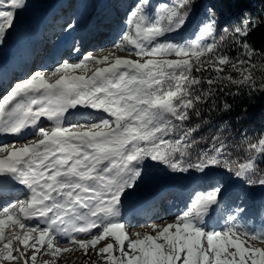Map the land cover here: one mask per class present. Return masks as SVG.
<instances>
[{
	"label": "snow or ice",
	"instance_id": "obj_1",
	"mask_svg": "<svg viewBox=\"0 0 264 264\" xmlns=\"http://www.w3.org/2000/svg\"><path fill=\"white\" fill-rule=\"evenodd\" d=\"M191 5L192 0H177L153 9L151 0H138L129 13L121 41L113 47L123 50L127 42L134 46L136 56L152 57L145 62L111 54L85 55L80 62L58 65L53 75L60 74V78L54 82L35 71L0 99V133L20 134L35 127L41 117L54 122L50 130L38 129L42 137L38 140L18 149L0 147V153H7L0 157V184L10 177L30 192L28 199L0 211V243L6 239L4 228L9 222L26 230L3 243L0 264L22 258L23 264H37L41 249L51 250L54 256L70 251L53 247L57 234L68 236L69 242L86 255L100 241L112 237L115 245L108 243L99 249L106 264H264V248L245 247L240 239L244 235L252 240L264 236L238 232L241 225L235 223V215L229 218L234 223L225 230L208 229L205 218L210 221L211 214L220 208L222 185L198 194L173 222L152 225L155 235L141 238L136 233L137 238L130 239L119 220L121 197L135 187L145 160L179 172L194 168L203 173L221 163L227 166L228 161L220 158L225 155L223 143L210 147L208 151L214 155L205 151L195 163L185 162L187 150L197 143L192 138L196 129L186 128L185 122L192 115L200 116L197 105L215 104L216 92L224 91L218 86L225 81L256 89L250 71L254 64L217 51L214 9L208 10V19L193 42H169L170 34L186 27ZM25 6L26 0H0V44L13 27L17 11ZM250 30L244 23L235 33L242 38ZM241 46L250 57L249 45L242 42ZM169 56L177 59H163ZM90 63L108 66L97 67L91 76L72 74L87 71ZM229 64L231 72L240 78L222 74V66ZM206 66H211L215 75H193V69L208 72ZM78 108L102 110L110 118L101 116L99 122L65 125L72 115L69 110ZM251 147L264 154V139ZM254 167L251 160L241 163L235 175L245 177ZM259 183L264 185V179ZM34 217L41 218L46 227H29L23 222ZM93 229H100L99 234H93ZM78 234L91 238L78 239ZM14 241L35 252L25 257L24 251L13 247Z\"/></svg>",
	"mask_w": 264,
	"mask_h": 264
},
{
	"label": "trees",
	"instance_id": "obj_2",
	"mask_svg": "<svg viewBox=\"0 0 264 264\" xmlns=\"http://www.w3.org/2000/svg\"><path fill=\"white\" fill-rule=\"evenodd\" d=\"M52 0H26V6L18 10L23 14V10L39 4L40 6ZM119 1V0H118ZM121 5L127 8V16L135 7L138 0H120ZM177 0H151L153 9L160 3L175 4ZM7 7V5H6ZM214 9L216 33V49L222 54H227L233 59H246L255 65L251 68V74L256 82V89H250L247 85L236 86L228 84L226 81L218 87H224V91H217L211 102L199 104L200 116L192 115L191 119L185 122L186 128H195L192 138L197 141L187 150L185 156L186 163H195L197 158L215 143L219 146L225 145L223 151L225 155L224 163L199 172L194 168H189L186 174H212L214 179L208 183L198 184L199 192H207L216 185L223 187L231 183L241 189L243 197L248 198V192L262 191L264 185L259 180L264 179V154L252 145H258L264 139V0H192L190 15L186 27L179 32L181 37L170 38L169 42L184 43L193 42L196 39L201 25L208 19V10ZM248 23L251 29L246 37H238L235 33L237 27ZM211 42V41H208ZM246 42L252 55L249 57L245 49L241 46ZM159 59V57H158ZM163 59H177L175 56L163 57ZM197 72L193 69L194 76L210 77L215 75L211 71ZM224 73H230L234 78H240L236 72H231V65H223ZM225 85H227L225 87ZM229 107L225 109L224 105ZM191 115V114H190ZM218 137V139H215ZM208 151V155H214ZM252 161L255 167L246 174L245 177H237L235 172L239 170L241 163ZM145 163V161H144ZM157 169L169 170L164 164L158 163Z\"/></svg>",
	"mask_w": 264,
	"mask_h": 264
},
{
	"label": "rangeland",
	"instance_id": "obj_3",
	"mask_svg": "<svg viewBox=\"0 0 264 264\" xmlns=\"http://www.w3.org/2000/svg\"><path fill=\"white\" fill-rule=\"evenodd\" d=\"M63 1H68L70 3H73V9H72L71 14L77 18L76 20H74L75 22H77L79 20H81L82 22H85V21L92 20V15H94L98 12L104 11L105 8L110 7L113 0H63ZM61 2H62V0H53L51 3H45L41 6L39 4L34 5V6H29V8L23 10V14L20 13V11H17L16 17L14 20V24H13L14 27L11 28L12 30L9 29V31H12L11 33H14V32L17 33L16 28H18V27L17 26L15 27V25H21L19 27H22L25 30V31L21 30V32H29L28 29H33L34 27L37 28L38 27V21H40L42 17L47 15L46 19L39 26V30H40V32H42L44 26L49 23L48 20L50 18H53L55 15V12H53V9L55 7L57 8V6ZM93 3H95V6L92 8L91 4H93ZM125 8H126L125 5H121L122 10ZM69 10H70V7H69ZM122 10H120V12H118L117 10H114V11L110 10L111 14L114 15V18H112V21H110L109 23L106 24L105 28H107V30H103V29H101V31L99 30V32H101L102 35H108L107 38L102 36L103 39L101 42H99V47H97L95 49H93L91 47L89 48V46L88 47L85 46L84 41H81V40L76 41L77 40L76 38L80 34H82L83 32L80 30H76V26L73 25L72 28L75 29L74 30L75 32L73 31L74 35L70 34L69 35L70 37L69 36H63L66 40H68V45H67L68 49L66 50L67 51L66 55H62V56L57 55L56 61H52L51 59H49L47 61H44V63L42 62L44 64L43 67L44 66H58V65L62 64L63 62L67 61L65 56H70V58H72L70 61H67L69 63L80 62V60L85 55L90 54L92 56H95L96 55L95 50L100 48L101 46L102 47H107V46L110 47L107 50H105L104 52L108 53V55L111 54V57L119 56V57L131 59V60H138L139 59L140 62H145L146 60L151 59L152 57L145 56V57L141 58V57L136 56L134 46L128 45L127 42H124L125 46H124L123 50L113 47L114 44L121 41L122 33L125 31L126 22L128 20L127 12L122 11ZM74 21H73V23H74ZM69 22H71L70 16H69V19L67 20V23H69ZM67 23L62 22V23H60V25L62 27H67ZM56 27L57 26H55V28ZM68 31H69V28L63 34H66ZM58 34H60V33H58ZM56 37H59V36H56ZM56 37H54V38H56ZM170 37H173L175 39V38L181 37V36L179 33H172V34H170ZM6 38L7 37H5V39ZM10 40L12 41L11 38H10ZM51 40H57V39H51ZM44 42H45V39H44ZM6 44L7 43H5L4 46H6ZM7 45L10 46L9 44H7ZM79 47H80V49H79ZM82 48L85 49V50L83 49V51L85 53H83V51H81ZM6 51H7L6 53H8V54H6V55L4 54V55H5V57L6 56L7 57L5 59L0 58L1 63L4 62L5 60H7L8 56L10 54L9 48ZM70 52H72L73 55ZM76 52H80V53L76 54ZM49 57L53 58V55L50 54ZM36 59H37V57H36ZM40 62H41V60H40ZM28 65H29V63H27L24 66L27 68ZM98 65L102 66V67L108 66L107 64L101 65V64H96V63H90L88 66V70L87 71H81L80 70L79 74L84 75V76L87 74H90L91 72H93V70ZM24 66H22L18 69L12 68V71H14V73L20 72L22 69H25ZM34 70L31 71V74L34 73ZM58 75H60V74H56V77ZM11 76L13 77L14 75L12 74ZM11 76H10V78L6 79V82L7 83L10 82L13 86L15 84V83L13 84V81L15 78L14 77L12 78ZM88 110L91 113L90 116L87 119L82 120V121H85L84 123H87L88 121L94 119L95 122H97L95 117H94V112H96L97 110H90V109H88ZM103 114H105V113H103ZM101 116H103V115L101 114L100 117ZM105 118H110V117H107V114H105ZM94 120H93V122H94ZM76 122H79V120H77L73 123H76ZM38 124H40V126H41L44 123L38 122ZM38 128L34 127V129L37 133H39ZM157 168H158V163L152 162L150 160H145V163L142 166L141 177L137 180L135 187L132 189L126 190L124 195H122V197H121V210L122 211H123V209H122L123 206L125 207L126 205L130 204L132 201H136L143 196H148V195L149 196L150 195L155 196L156 195V196L161 197V199L163 201L164 200L165 201L170 200L169 193L173 192V189L177 188V187H182V188L186 187L187 189H190L192 194H193V202L195 200V197L198 194L206 193L204 191H202L201 193L198 192L197 188L194 185L195 177H188L189 174L179 172V171H173L170 168H169V170L157 169ZM212 179H214V176L210 175L208 178V181L212 180ZM205 181H207V180H205ZM167 187H169V188H167ZM235 187L236 186L227 187V188H224L222 190V197H223L222 201L225 205L224 206L225 208H224V210L222 209V212L220 209L217 211V214L220 216V220L218 222L219 224H216V223H214L213 225L207 224L208 229L209 230L215 229V230H220V231L225 230L226 228L224 229L223 228L224 226L229 227V226H231L232 223H234V221L230 220L229 218L231 216L235 215L237 217V221H235V223H239V225H241V228L237 230L238 232L247 231L248 233L257 234V236L260 237V234H264V228L260 227V225H263V224L260 222V220L258 218L260 215L261 216H262V214L264 215V209H261V207H262L261 198L258 195L253 196V198L251 199L252 205H251L250 210H244V208L242 209L241 205L247 206V204H248L245 198H241V202H240L241 205H239L238 208L234 207L232 205V203L239 201V198L237 199L238 195H237V190ZM169 189L171 191L167 192L168 194L167 193L164 194V192L168 191ZM237 189H238V186H237ZM257 193L264 197V194L262 191H259ZM252 194L253 193L248 192V197L250 198L252 196ZM12 201H14V198H12ZM254 201H256L255 205H254ZM146 203L139 205L136 209L137 210H143L146 207L154 206L156 204V202L153 199H150ZM190 205L186 204V203H182L180 206V210L189 209ZM228 205H231L233 207V209H234L233 212H231V213L227 212ZM263 207H264V199H263ZM137 210H135L134 213H136L138 215H142V214H139V212ZM122 211H121V216L119 218L120 221L125 218L124 216L126 215L127 211H129V210H127L125 212H122ZM162 213H164V212H162ZM240 214H241V216H239ZM156 215H155V217H151V218L150 217H138L137 216V218L135 220H139L140 223L151 221V222L158 224L160 226H166L167 224L165 222H168V221L163 219V216H167V217L174 216L173 213H164V215H161V213H159ZM176 218L177 217H171V221H174ZM127 220H129V217L127 218ZM123 223H125V222H123ZM255 223L257 224L258 228L256 227ZM125 229L126 228H124V231L129 236L130 239H136L137 238V236L135 235L136 233H140L141 238L145 234H149V233L153 234V235L156 234L155 232L153 233L152 231L142 232L141 230H137L139 228H135L133 230L134 234H130ZM99 232H100V229H93L92 230L93 234H99ZM89 236H91V235H89ZM240 239L244 242L245 247L264 248L263 246H261V245H264L263 239L257 238L256 240H252L250 238V236H248V235L241 236ZM4 241H3V243H6V239ZM108 243H113L115 245L114 239L112 237H108V238L100 241L96 245V248L94 250L90 248L88 250L87 255L85 254V251L83 249H77L75 246H70V247H68L70 249V251L64 252V256H65L66 261H67L66 264H106L104 256L99 254V249L102 247H105ZM0 245H1V243H0ZM126 245H127V242H126ZM20 248L21 247H17L16 249H19L21 251ZM28 248H30V247H28ZM230 251H235V249H230ZM14 252H13V254H14ZM30 252H32V251L30 250ZM25 257H27L26 253H25ZM52 257L54 259H57L58 255H55V256L52 255ZM83 258H84V261L81 262ZM11 264H23V258L19 261H12ZM37 264H50V263H49L48 259H46V260H41V261L37 260Z\"/></svg>",
	"mask_w": 264,
	"mask_h": 264
},
{
	"label": "bare ground",
	"instance_id": "obj_4",
	"mask_svg": "<svg viewBox=\"0 0 264 264\" xmlns=\"http://www.w3.org/2000/svg\"><path fill=\"white\" fill-rule=\"evenodd\" d=\"M55 9H56V7L53 10H55ZM46 17H47V15L44 16V17H42L41 20L38 21V27L37 28L34 27L33 29H28L29 32H26V33L27 34H30V35L27 36V37H25V38H22L20 44H16V43L10 44L11 46H9V47H10V50H11L12 54H10V56H8L7 60H5L2 63L0 62L1 63L0 64V79H8V78H10V76L12 75V73H11L12 67L18 69V68L26 65L27 63H29V66L27 68L24 66L25 69L22 70V73H21L22 77H21V79L18 82H21V81H23V80H25L27 78H30L31 71L29 69L33 65H36L35 66L36 69L34 68L35 69L34 72L35 71H41L45 75L46 78H50V82H54L56 79H58V77L60 75H58L57 77H56V75H53V72H54V70L56 69L57 66H44L43 67V65H44L43 63L44 62L38 64L37 63V59H36V57L38 56V54H40V53H42L44 51L46 52L50 48H51L50 50H52L54 48L55 44H56L55 42H53V40L49 39V35L46 36L44 45H42L40 43H37V40L33 39V37H32L34 35H35L34 37H37L39 26L46 19ZM16 29H22V31H25L22 27H18ZM56 31L58 33H61L62 31H64V27H57L56 28ZM11 32L12 31L8 32V34H7L6 37L12 38L14 35H16V32H14V33H11ZM61 35L62 34H59V36H61ZM58 38L59 37H56V38H53V39H58ZM92 39H93V33L91 31L89 33V36H88V38L86 40L89 41V40H92ZM5 40H4L5 42H3L2 44H0V58H2V59H5L7 57V56L5 57V55L8 54V53H6L7 52L6 50L8 49V47H7L8 45L6 44V46H4V44L7 42V39H5ZM101 41H99V42H101ZM10 42H12V41L10 40ZM67 42H68V40L62 39L61 47H59L58 49H56V51H55L56 54L55 53L53 54V59H51L52 61H56V56L61 53L62 49L66 46ZM108 48H110V47L109 46H107V47H102L101 46L100 48L96 49L95 50L96 51V55L95 56L96 57H99V55H102L103 53H104V55H108V53H105L104 52ZM79 49H80V47H79ZM7 85L8 84L5 83V86H7ZM69 111H70V113H72V115L70 117H68V114H66V117H68V119H66L65 125H68L69 122H72L73 123V122H75L77 120H79V122H81V123H84L85 121H82V120H85V117L88 118L90 116V114H91L88 109H81V108H78L77 110H69ZM94 117H95L96 121L99 122V117L97 116V114L95 112H94ZM38 122H43L44 123L41 126H44V127L47 126L45 128V130H50L52 127H54V122L48 120L46 117H41ZM40 138H42V137H40L39 133H37L35 131L34 127H32L29 130V133L27 135H25V136L22 135V136H18V137L2 138V139H0V147H7V148L11 149L14 146L15 148L18 149L24 143H28V142H31L33 140H38ZM6 154L7 153H0V157L5 156ZM5 178H6V180H5L6 183L0 184V198H1V201H4L5 198L9 197L10 199L14 198V201H12V202L13 203H16L18 201H24L25 200V199H23V195H26L27 196V199L30 197V192H29V190L25 186L20 185L18 182L17 183H14L10 177H5ZM183 193H185V192H183ZM5 208H10V207H8L7 204L5 205V204H3V203L0 202V211H2ZM175 211H176V208L175 207L174 208H165V209H163V212L164 213H175ZM228 211H229V213H231L232 212V209L230 208ZM147 213L149 214V216L143 215L141 217H150L151 218V217H155V215H156L154 213V209L153 208L148 209ZM137 215H135L133 213H129L128 215H125L124 216L125 218L120 221L122 223L125 222L124 223V225H125L124 228H126L125 230L128 233H130V234H134L133 230L135 228H139L137 230H141L142 232H147V231H151V226L152 225H158V224H155V223H153L151 221L144 222V223H140L139 220H135L137 218ZM126 217L127 218L129 217V220H127ZM171 217H165L164 219L166 221H169V220L171 221ZM0 218H3V217H0ZM23 222L27 226H29V227H34V226H38L39 228L46 227L44 224L37 223L36 217L30 218V219H24ZM158 226H160V225H158ZM25 231L26 230L19 229L18 225H14L11 222H9V224L6 225L5 228H4V236L6 238V243H7V240L13 238V236L16 233H20L21 235H23V233ZM33 235H38V233H34ZM260 236H264V234H260ZM77 238L78 239H90L91 236H89L88 234H78ZM2 246H3V242L1 243L0 247H2ZM70 246H75L77 249H80L77 245H74V244H72V243L69 242V237L68 236H66L64 234H57L56 235V239L53 241V247H59V248H65V247H67L68 248ZM13 247L15 249L17 247H21L20 248L21 251H24L26 253L27 257H30L35 252V250L32 249L31 247L30 248H27V249L24 248V246L21 245L18 241H14ZM30 250L32 252H30ZM13 255H16V252H14ZM46 259H48V261H49L50 264H66L67 263L66 258L64 256V252L61 253V254H59L58 257H57V259H54L52 257V251L51 250L45 251V249H41V254H37V260L38 261H41V260H46ZM83 261H84V258L82 259L81 262H83ZM29 264H31L30 261H29Z\"/></svg>",
	"mask_w": 264,
	"mask_h": 264
}]
</instances>
